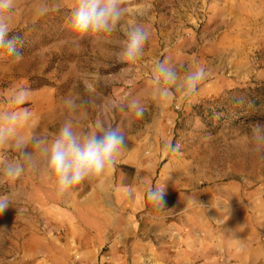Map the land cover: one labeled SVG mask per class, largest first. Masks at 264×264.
I'll list each match as a JSON object with an SVG mask.
<instances>
[{"label":"rangeland","instance_id":"1","mask_svg":"<svg viewBox=\"0 0 264 264\" xmlns=\"http://www.w3.org/2000/svg\"><path fill=\"white\" fill-rule=\"evenodd\" d=\"M77 4L15 0L9 35L18 36L21 56L0 49V109H29L21 131L49 140L66 120L91 132L101 119L124 133L127 149L64 198L43 179L39 153L38 166L21 178L0 177V195L12 201L0 214V264H264V118L249 115L261 108L247 91L264 83V0H123L121 28L98 43L81 40L79 50ZM134 23L149 38L129 81L115 53ZM158 60L181 77L198 67L207 75L192 97L173 90L159 101L152 94ZM19 88L31 95L15 106ZM65 97L76 100L75 112ZM134 99L143 118L126 106ZM167 142L180 150L165 151ZM17 155L0 146V166ZM164 185L161 209L146 193Z\"/></svg>","mask_w":264,"mask_h":264},{"label":"clouds","instance_id":"2","mask_svg":"<svg viewBox=\"0 0 264 264\" xmlns=\"http://www.w3.org/2000/svg\"><path fill=\"white\" fill-rule=\"evenodd\" d=\"M15 0H0V49H5L9 56L20 58L17 51L18 36L10 37L14 32L10 23L9 13L13 10ZM123 0H78L72 12V26L76 33L72 40L76 50L80 48V41L91 39L100 42L104 36L111 35L121 28L127 9L122 6ZM125 39L120 42L119 51L115 53L117 61L126 64L120 70V75L128 78L133 75V65L143 57V49L149 38L148 31L139 23L128 25L124 29ZM152 94L159 101H167L173 96V90L184 97L196 94L199 83L205 79V68L187 69L183 77L180 70L165 62L156 61L154 68ZM94 79L95 74H89ZM106 80L110 78H105ZM86 88L91 91L92 84L85 81ZM31 90L16 89L10 102L15 106L24 105ZM89 100L82 103H94ZM63 103L75 112L78 104L74 98L65 97ZM123 104L113 103L112 107H123ZM126 106L137 118H143L145 108L139 100L127 101ZM31 118L30 110L21 108L0 109V146L10 145L18 155L13 159L2 162L0 177L15 181L21 178L30 167H37L36 153L42 157L39 170L43 179L54 186L58 197L71 195L73 190L84 182H91L112 168L119 156L127 149L124 133L116 127L108 126L101 119L94 122V131L77 132L72 120H66L55 136L49 140L33 132L26 137L21 126L26 125ZM31 145V151H29ZM181 148L167 142L165 151L175 154ZM147 199L156 206L165 209L166 190L164 186L150 188L146 193ZM12 201L9 194L0 195V214H3ZM202 205V204H201ZM203 206V205H202ZM228 211V209H227Z\"/></svg>","mask_w":264,"mask_h":264},{"label":"trees","instance_id":"3","mask_svg":"<svg viewBox=\"0 0 264 264\" xmlns=\"http://www.w3.org/2000/svg\"><path fill=\"white\" fill-rule=\"evenodd\" d=\"M247 91L252 104H256L259 108H261V112L252 110L249 115L254 118H264V83L248 87Z\"/></svg>","mask_w":264,"mask_h":264}]
</instances>
